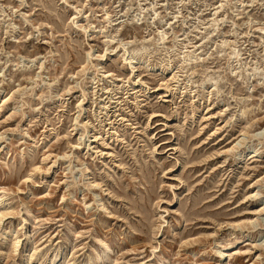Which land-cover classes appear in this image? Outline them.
Returning <instances> with one entry per match:
<instances>
[{"label": "rangeland", "instance_id": "1", "mask_svg": "<svg viewBox=\"0 0 264 264\" xmlns=\"http://www.w3.org/2000/svg\"><path fill=\"white\" fill-rule=\"evenodd\" d=\"M0 264H264V0H0Z\"/></svg>", "mask_w": 264, "mask_h": 264}, {"label": "bare ground", "instance_id": "2", "mask_svg": "<svg viewBox=\"0 0 264 264\" xmlns=\"http://www.w3.org/2000/svg\"><path fill=\"white\" fill-rule=\"evenodd\" d=\"M241 153H242V152H241ZM241 153H240V154H241ZM222 252H223V254H222V255L226 254V253H224V252H226L225 250H223Z\"/></svg>", "mask_w": 264, "mask_h": 264}]
</instances>
